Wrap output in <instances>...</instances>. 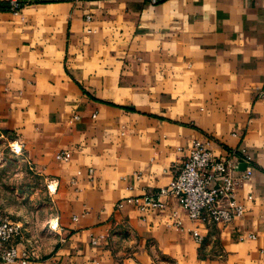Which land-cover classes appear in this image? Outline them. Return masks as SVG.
I'll use <instances>...</instances> for the list:
<instances>
[{
  "label": "crops",
  "instance_id": "1",
  "mask_svg": "<svg viewBox=\"0 0 264 264\" xmlns=\"http://www.w3.org/2000/svg\"><path fill=\"white\" fill-rule=\"evenodd\" d=\"M18 1L0 8V136L50 183L57 224L46 255L24 239L28 263L264 264V0ZM191 139L251 159L227 224L170 196L137 207Z\"/></svg>",
  "mask_w": 264,
  "mask_h": 264
},
{
  "label": "built area",
  "instance_id": "2",
  "mask_svg": "<svg viewBox=\"0 0 264 264\" xmlns=\"http://www.w3.org/2000/svg\"><path fill=\"white\" fill-rule=\"evenodd\" d=\"M156 2L158 0H150ZM9 8L16 13L20 7L18 0H10ZM87 18V17H86ZM14 155H22L21 144L12 141L8 144ZM240 158L233 162L228 157H215L207 143L200 139H191L188 151L176 174L165 187L151 194H145L138 209L146 207L159 208L162 205L160 196L175 198L193 222L227 224L242 215L243 204L236 200L235 191L251 173V159L241 151ZM54 158L60 161L68 159L67 150H59ZM244 163L242 170H236L237 163ZM49 183L46 188L50 192ZM248 195L246 199H249ZM136 203V199H127ZM56 222L49 224L51 230L56 228ZM195 243L202 241V236L196 229L188 230ZM246 237L252 238L248 234ZM23 228L20 222L10 219L0 211V263L29 264V251L23 246ZM91 243H94L91 240Z\"/></svg>",
  "mask_w": 264,
  "mask_h": 264
},
{
  "label": "rangeland",
  "instance_id": "3",
  "mask_svg": "<svg viewBox=\"0 0 264 264\" xmlns=\"http://www.w3.org/2000/svg\"><path fill=\"white\" fill-rule=\"evenodd\" d=\"M11 142L5 135L0 136V211L21 223L29 248L44 254L54 244L49 233L56 229L49 227L54 221L48 181L23 154L10 152Z\"/></svg>",
  "mask_w": 264,
  "mask_h": 264
},
{
  "label": "water",
  "instance_id": "4",
  "mask_svg": "<svg viewBox=\"0 0 264 264\" xmlns=\"http://www.w3.org/2000/svg\"><path fill=\"white\" fill-rule=\"evenodd\" d=\"M244 167H245L244 163H239L237 166V170H242V169H244Z\"/></svg>",
  "mask_w": 264,
  "mask_h": 264
},
{
  "label": "trees",
  "instance_id": "5",
  "mask_svg": "<svg viewBox=\"0 0 264 264\" xmlns=\"http://www.w3.org/2000/svg\"><path fill=\"white\" fill-rule=\"evenodd\" d=\"M0 8L8 9V8H9V4H8V2H4V3H3V6H1Z\"/></svg>",
  "mask_w": 264,
  "mask_h": 264
},
{
  "label": "bare ground",
  "instance_id": "6",
  "mask_svg": "<svg viewBox=\"0 0 264 264\" xmlns=\"http://www.w3.org/2000/svg\"><path fill=\"white\" fill-rule=\"evenodd\" d=\"M51 188V186H49Z\"/></svg>",
  "mask_w": 264,
  "mask_h": 264
}]
</instances>
